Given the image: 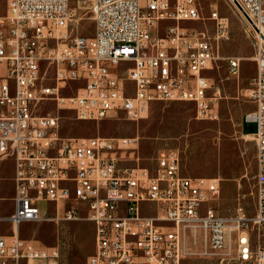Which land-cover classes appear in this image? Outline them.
I'll use <instances>...</instances> for the list:
<instances>
[{
  "label": "built area",
  "instance_id": "obj_1",
  "mask_svg": "<svg viewBox=\"0 0 264 264\" xmlns=\"http://www.w3.org/2000/svg\"><path fill=\"white\" fill-rule=\"evenodd\" d=\"M230 1L257 39L255 110L245 117L256 125L253 216L243 208L221 213V179L186 175L178 151L161 154L152 169L131 167L119 153L137 150V138H64L60 117L40 113L52 101L78 120L121 113L138 122L162 101L190 103L198 119H216L207 74L218 45L181 28L202 20L196 0H7L5 7L0 0V160L15 163V209L0 217L13 235L0 236V264H64L59 246L19 235L26 223L59 220L93 224L86 264H187L195 254L216 256L215 264H264V0ZM74 2L92 3L91 37L74 33ZM211 19L215 40L229 39L226 20L217 11ZM242 62L230 59V74L238 76ZM72 83L84 85L67 97ZM40 203L54 204L56 217ZM200 232L203 254L193 248Z\"/></svg>",
  "mask_w": 264,
  "mask_h": 264
},
{
  "label": "rangeland",
  "instance_id": "obj_2",
  "mask_svg": "<svg viewBox=\"0 0 264 264\" xmlns=\"http://www.w3.org/2000/svg\"><path fill=\"white\" fill-rule=\"evenodd\" d=\"M6 3L7 0H2L4 7ZM196 3L202 20L181 23V28L201 38H210L218 45L217 63L207 74L212 83L209 97L218 100L214 106L218 114L216 119H198L193 104L162 101L154 102L138 122L129 121L121 113L101 121L78 120L74 111L59 108L52 101L42 103L40 113L60 117V136L64 138H137V150L119 153L123 163L131 167L152 169L161 154L178 151L186 175L221 179V213L230 215L243 208L253 216L257 147L253 136L243 135L242 127L246 115L255 110L250 98V81L257 71L254 61L256 34L230 0H196ZM73 6L78 9L74 33L91 37L94 33L92 3L74 2ZM214 11L228 23L229 39L215 40L216 22L211 19ZM166 25L168 23H162L161 34ZM232 58L243 61L238 76L230 74L229 60ZM83 85L72 83L66 87L64 95H76ZM246 131L255 132L256 125L249 123ZM8 193L7 183L0 181V196ZM40 207L45 214L56 217L58 211L54 204L40 203ZM13 212L12 201H0V216H10ZM59 213L62 215V207ZM11 232L10 223L0 222V235ZM189 234L193 236V232L189 231ZM20 237L37 246H59L64 254V264H86L95 249L94 226L88 221L26 223L20 229ZM198 237V244L193 248L203 254L206 251L205 234L200 232ZM215 257L199 258L195 254L194 260L187 264H215Z\"/></svg>",
  "mask_w": 264,
  "mask_h": 264
},
{
  "label": "crops",
  "instance_id": "obj_3",
  "mask_svg": "<svg viewBox=\"0 0 264 264\" xmlns=\"http://www.w3.org/2000/svg\"><path fill=\"white\" fill-rule=\"evenodd\" d=\"M80 3H83V2H80ZM248 125H249V123L245 122V120H244L243 127H242L243 135L244 136H253V134L255 132H247L246 131V128H247ZM256 157H257V153H256ZM256 165H257V162H256ZM5 167H7V169H5ZM14 177H15V163H14V160L13 159L0 160V181L4 182V183H7V186H8V189H9V193L6 196H0V201H2L4 199H7V200L12 201L14 203V196H15V181H14ZM14 209H15V204H14ZM0 217H9V216H0ZM11 227H12V225H11ZM12 235H13V228H12V232L10 234H8V235H0V236H2V237H11ZM19 235H20V231H19ZM25 240H27V239H25Z\"/></svg>",
  "mask_w": 264,
  "mask_h": 264
},
{
  "label": "bare ground",
  "instance_id": "obj_4",
  "mask_svg": "<svg viewBox=\"0 0 264 264\" xmlns=\"http://www.w3.org/2000/svg\"><path fill=\"white\" fill-rule=\"evenodd\" d=\"M80 7L82 8L83 5H81ZM249 228H258V221H249Z\"/></svg>",
  "mask_w": 264,
  "mask_h": 264
}]
</instances>
